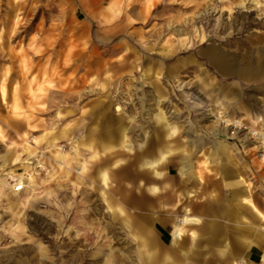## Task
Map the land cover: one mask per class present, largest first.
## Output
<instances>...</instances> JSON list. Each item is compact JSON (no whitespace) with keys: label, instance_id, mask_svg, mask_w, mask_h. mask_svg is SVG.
<instances>
[{"label":"rangeland","instance_id":"1","mask_svg":"<svg viewBox=\"0 0 264 264\" xmlns=\"http://www.w3.org/2000/svg\"><path fill=\"white\" fill-rule=\"evenodd\" d=\"M239 1L0 0V264H185L144 247L133 223L170 245L163 225L192 218L189 200L223 202L225 184L264 211L250 133L264 131V0ZM26 158L43 167L16 195L3 174ZM253 223L261 241L244 254L260 263Z\"/></svg>","mask_w":264,"mask_h":264},{"label":"crops","instance_id":"2","mask_svg":"<svg viewBox=\"0 0 264 264\" xmlns=\"http://www.w3.org/2000/svg\"><path fill=\"white\" fill-rule=\"evenodd\" d=\"M155 61L157 60H154L153 58L148 59V62L151 66L156 65ZM133 64L134 63L128 64L127 61L124 60L117 65V68L119 70L132 68ZM166 68L168 72H172L175 67L167 66ZM3 89L2 93H5ZM4 97L2 95V98ZM156 115L157 117L158 115L162 116L161 112H157ZM90 129L92 133L95 132L94 127ZM69 130L70 124H66L59 131L57 136L52 139L54 141L53 144L55 145L56 141L59 139L68 140L70 138ZM174 131L175 129L172 128V132ZM88 139L89 140L87 141H90V143H88L92 146L95 136L91 135ZM222 145L224 144H218V147L223 148ZM123 147L129 150L127 144L123 145ZM60 152L62 153V148ZM94 155L96 156L97 153H94ZM222 174L225 175L224 177L226 181L235 179L238 175H240L237 169H231V172L228 170L225 172L222 171L221 175ZM225 185L231 188V194L229 196L231 197V207H228L229 197H227V194L224 195V198L222 199L223 202H221L220 199V203H217L214 199H211L212 197L210 196L200 197L199 202L189 200L188 210L191 213L190 217L192 218L182 223L180 220H172L171 222H167L163 225L164 228H166L168 224L171 225L172 229L170 232V245H167L165 240L161 239L159 236L163 245L161 248L159 242L154 240L153 235L151 236L147 231L148 222L146 223L145 221H136L133 223V226L139 229L138 233L145 238V240L143 238L144 247L149 250H152V248H159V250L161 249L160 252L164 255V257L171 252L175 253L176 256L174 258L176 260H184L185 264H229V260L234 261L235 264H244V261L240 260L243 259L244 256L247 257L245 264H264V253L261 254L260 263H255L253 261V257L251 256L252 254L250 256L249 254H244L245 249L250 248L252 244H257L258 238L259 242L261 241V237L257 236V234H254V232L258 233V231L261 229L258 224L253 223L254 220L264 221V211L261 210L260 202L252 195V200L256 206L251 203L246 205L242 201L243 193L241 194V198L238 194L236 197L234 196L235 187L228 184ZM240 213L249 215L252 218V224H245L249 227L246 229L247 231L245 229H241L244 224L238 223L229 225L228 221L226 220L227 218L232 219L236 216L239 217ZM220 217H223L224 219ZM218 218H220V220ZM177 227L181 230L180 235H177L175 232ZM161 236L163 237V235Z\"/></svg>","mask_w":264,"mask_h":264},{"label":"bare ground","instance_id":"3","mask_svg":"<svg viewBox=\"0 0 264 264\" xmlns=\"http://www.w3.org/2000/svg\"><path fill=\"white\" fill-rule=\"evenodd\" d=\"M241 2H242V0H240L237 3L240 4ZM259 2H260V0H255L256 4H258ZM116 109L119 110L120 107L117 106ZM157 118L163 120L162 119L163 117L161 115H158ZM223 121L226 122L227 125L236 124L237 123V121H232V120L225 119V118H224ZM239 126H241V125H236L235 127H239ZM250 133L256 136V139H257V146L256 147L258 149H260V151H261V153L258 155V156H260L259 161L262 163V162H264V131H257L256 129H251ZM34 141H35V139H34ZM60 150L61 149H59L57 147L56 151H55V153L53 155L55 161L58 164L62 163L63 155H64L63 153L60 152ZM94 157H95V155H94ZM25 161H26L27 165H25V166L22 165L23 172H16V170H14L13 168H9V169L7 168L8 169L7 171L4 170L6 172L3 174V176H4V178H3V186H5V185L9 186L11 188V192L13 194H16V195H20V194L23 193V191H26V190L27 191L28 190H32L33 191V189H34L33 186L36 184L35 181H34V175L39 172V171L36 170V167L37 166L38 167H43V165L39 162L38 158H36L34 161H29L28 158H26V159L23 160V162H25ZM13 162H17V158L16 157L13 159ZM84 168H85V165L83 164L81 166L80 170H79V174H81L84 171ZM42 170H44L46 173H49V169L46 170V167H44V169H42ZM49 175H52V174H49ZM100 177L103 180V182L106 181V170L105 169H102ZM17 184H22L23 187H24L23 191L20 192V193H17V192L14 191V187Z\"/></svg>","mask_w":264,"mask_h":264},{"label":"built area","instance_id":"4","mask_svg":"<svg viewBox=\"0 0 264 264\" xmlns=\"http://www.w3.org/2000/svg\"><path fill=\"white\" fill-rule=\"evenodd\" d=\"M260 153H261V151H260V149H258V155H259ZM259 158H260V156H259ZM262 164H264V162H262ZM23 189H24V187H23L22 184H17V185H15V187H14V191L17 192V193L22 192Z\"/></svg>","mask_w":264,"mask_h":264}]
</instances>
